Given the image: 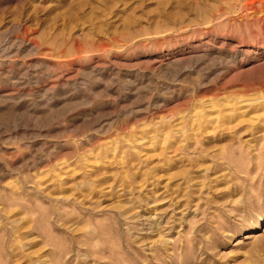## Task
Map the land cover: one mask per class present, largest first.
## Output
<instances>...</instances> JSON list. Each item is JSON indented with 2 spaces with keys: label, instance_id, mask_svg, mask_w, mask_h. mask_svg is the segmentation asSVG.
Instances as JSON below:
<instances>
[{
  "label": "rangeland",
  "instance_id": "obj_1",
  "mask_svg": "<svg viewBox=\"0 0 264 264\" xmlns=\"http://www.w3.org/2000/svg\"><path fill=\"white\" fill-rule=\"evenodd\" d=\"M0 264H264V0H0Z\"/></svg>",
  "mask_w": 264,
  "mask_h": 264
}]
</instances>
